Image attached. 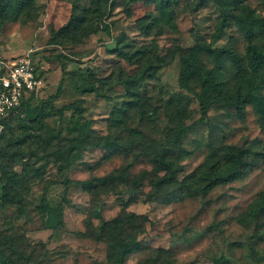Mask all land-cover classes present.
I'll return each instance as SVG.
<instances>
[{
  "label": "rangeland",
  "instance_id": "obj_1",
  "mask_svg": "<svg viewBox=\"0 0 264 264\" xmlns=\"http://www.w3.org/2000/svg\"><path fill=\"white\" fill-rule=\"evenodd\" d=\"M235 1L264 19V0ZM167 3L35 0L30 14L0 18V55L32 50L44 77L35 97L39 119L22 115L0 135L2 160L26 175V212L0 205V264H107L106 245L94 238L101 217L131 212L148 220L126 264H264V211L253 213L264 195V69L254 73L243 113L216 103L203 116L197 93L211 59L199 56L193 89H183L185 49L223 47L233 38L245 53L247 41L235 23L218 36L215 0ZM127 102L133 106L122 111ZM71 103L63 113L50 108ZM107 134L115 141L110 155L90 147L95 135ZM225 144L245 163L242 176L199 181L211 147ZM156 149L176 160L175 176L162 186L154 184L165 174ZM88 179L90 191L78 184Z\"/></svg>",
  "mask_w": 264,
  "mask_h": 264
},
{
  "label": "trees",
  "instance_id": "obj_2",
  "mask_svg": "<svg viewBox=\"0 0 264 264\" xmlns=\"http://www.w3.org/2000/svg\"><path fill=\"white\" fill-rule=\"evenodd\" d=\"M152 1H161L162 4L168 2V5L171 4V0ZM215 1L220 4L222 9V15L217 23L218 36L222 34L226 26L235 23L244 34L247 44L245 53L239 50L233 42V38L223 47L195 43L185 49L182 55V65L179 75V84L183 89H193L191 81L200 69L198 64L199 56L205 52L211 59L212 65L208 67L203 75L200 81L201 90L197 93L203 116L207 115L209 108L216 103L232 104L240 113H243L246 104L251 100L254 86V73L264 69V19L256 20L249 16L250 13L248 11H240L237 7L238 5L236 6L237 3L235 0H228L226 3L223 0ZM34 4L35 0H0V18L7 19L12 15L17 17L22 14H30ZM24 18L28 20V17ZM141 25L145 29V23L141 22ZM67 28L73 30V27H69V25ZM118 51L127 58H133L132 53L123 51L122 49H118ZM142 53L146 54L145 51ZM145 71L148 72V68ZM39 73L42 75L40 71ZM141 78L143 77L140 76L137 79ZM125 82L127 85H130L129 88L131 90L133 88L132 83L128 79ZM84 90L87 92H95L96 88L94 86H87ZM35 97L36 94L34 92L31 93L23 101L18 111L13 112L9 116L6 120V126H9L14 119L20 118L22 115H27L31 119H39L40 112L37 106H35ZM73 106L74 103H71L62 108H57L52 104L50 108L63 113L65 109H71ZM132 106V104L127 102L121 107V110L129 111ZM5 131H2L0 135ZM95 136V139L90 143V147L104 149L106 150V155H110L109 150H113L114 148V138L110 134ZM119 148L116 147L118 150ZM211 150L206 156L203 165L198 169L202 174L199 177V181L209 180V184L211 182L215 184L242 176V168L245 166V163L241 160L239 152L233 146L225 144L220 147H211ZM5 153H7V150L0 149V184L2 190L0 194V205L14 204L17 206L19 212L23 214L26 212V205L23 203L20 188L26 175L15 170L14 165L7 164L2 160ZM153 154V158L156 164H158L156 166L165 171V174L155 180L154 184L156 186H162L166 182L171 181L175 176L176 160L162 154L159 149H156ZM79 159L73 160L72 163L79 161ZM129 167V165H126L121 169L124 172L122 173L123 176H127ZM90 180L78 181V184L84 190L90 191V188H92L91 186L90 188L88 187L91 184ZM131 182L135 185L139 184L138 179L132 180ZM101 186H106V183H103ZM95 188L98 189L99 187L96 185ZM194 189L204 191L205 187L195 185ZM48 206L54 212L58 210L54 205L50 204ZM262 211H264V195L260 205H256L253 208L255 215V212ZM142 218H144V221H142ZM146 220H148L147 217H143L142 214L136 212L120 213L109 220L101 217L99 233H96L94 229L92 230L96 233L94 235L96 241L103 242L106 245L105 258L108 262L107 264H126L129 255L141 246L138 235L146 229Z\"/></svg>",
  "mask_w": 264,
  "mask_h": 264
},
{
  "label": "built area",
  "instance_id": "obj_3",
  "mask_svg": "<svg viewBox=\"0 0 264 264\" xmlns=\"http://www.w3.org/2000/svg\"><path fill=\"white\" fill-rule=\"evenodd\" d=\"M44 77L39 73L32 50L13 58L0 55V133L6 120L31 94L39 93Z\"/></svg>",
  "mask_w": 264,
  "mask_h": 264
}]
</instances>
